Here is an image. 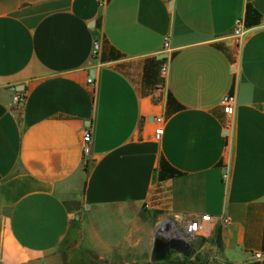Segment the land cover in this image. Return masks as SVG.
I'll use <instances>...</instances> for the list:
<instances>
[{
    "label": "crops",
    "instance_id": "0c3cea01",
    "mask_svg": "<svg viewBox=\"0 0 264 264\" xmlns=\"http://www.w3.org/2000/svg\"><path fill=\"white\" fill-rule=\"evenodd\" d=\"M166 217L264 264V0H0V264H154Z\"/></svg>",
    "mask_w": 264,
    "mask_h": 264
},
{
    "label": "built area",
    "instance_id": "2783aa9c",
    "mask_svg": "<svg viewBox=\"0 0 264 264\" xmlns=\"http://www.w3.org/2000/svg\"><path fill=\"white\" fill-rule=\"evenodd\" d=\"M246 32L247 30L244 29L243 27V20L242 18H237L234 22V28H233V33L231 36V40L234 42V44L236 46H241V44L244 41V38L246 36ZM99 50V42L97 40H94L93 42V46H92V54L95 55L98 53ZM170 48H169V40L166 37L164 39L163 42V49H162V53L163 56H161V65H160V74L163 77L167 76L168 73V68H169V62H170ZM87 83L88 84H94V78L93 77H88L87 78ZM12 101L14 104H20L23 101V97L20 94V92L16 91L14 92L13 96H12ZM220 105L222 106L223 112L227 118V122H228V127L231 126L233 124V116H234V109H235V105H236V96L235 94H226L225 96H223V98L220 101ZM156 122H158L159 124L162 122L163 118L162 117H155ZM162 134V128L159 126L158 128H156L155 130V138H159ZM82 141V154L84 156H87L90 153V144H91V133L89 129H86L82 135L81 138ZM222 177L224 179H226L228 177L227 172H224L222 174ZM173 228L178 231L179 235L180 234H185L186 236H188L190 243H192L196 238L195 233L196 231L202 229L201 227H195L191 224V222H189L188 220L185 221L183 224L185 226V230L184 231H179L178 229H176L172 223V221H170ZM224 223H228L229 219L228 217H224L223 219ZM163 223V220L159 223L158 227L159 228L161 226V224ZM163 235V234H162ZM252 257L257 260V261H262L264 259V253L260 252V251H256L252 254Z\"/></svg>",
    "mask_w": 264,
    "mask_h": 264
},
{
    "label": "rangeland",
    "instance_id": "374dc122",
    "mask_svg": "<svg viewBox=\"0 0 264 264\" xmlns=\"http://www.w3.org/2000/svg\"><path fill=\"white\" fill-rule=\"evenodd\" d=\"M167 218V217H166ZM163 218L162 220H164ZM174 227L178 229L179 231H184L185 226L184 224H179L176 221L171 220ZM159 225V224H158ZM195 240L191 243L193 247V252H195V249H199L197 253L194 254L192 259H185V258H177L174 261V264H189L190 261H195L196 257H198L199 261H197V264H200L204 260L208 259L207 264H220L213 258L212 250L210 248L212 242V238L214 235L208 236L205 229H200L196 231L195 233ZM95 258L94 256L88 252L84 251L82 248H77L75 252H72L70 254H66L64 256L62 264H94Z\"/></svg>",
    "mask_w": 264,
    "mask_h": 264
},
{
    "label": "water",
    "instance_id": "95a60500",
    "mask_svg": "<svg viewBox=\"0 0 264 264\" xmlns=\"http://www.w3.org/2000/svg\"><path fill=\"white\" fill-rule=\"evenodd\" d=\"M163 221H170V218H165ZM192 252V244L187 239L179 235H162L159 228H157L153 238L150 260L154 264L168 261L174 254L188 258L192 255Z\"/></svg>",
    "mask_w": 264,
    "mask_h": 264
},
{
    "label": "trees",
    "instance_id": "16d2710c",
    "mask_svg": "<svg viewBox=\"0 0 264 264\" xmlns=\"http://www.w3.org/2000/svg\"><path fill=\"white\" fill-rule=\"evenodd\" d=\"M212 242L213 244L217 247V248H220L221 247V235H220V230L217 229L214 233V236L212 238ZM187 259V258H185ZM175 261V260H174ZM174 261H167V263H172L174 264ZM197 261H199L198 257H196V260L195 261H190L189 264H197ZM208 262V259L204 260L203 262H201L200 264H207ZM250 264H261L260 262H253V263H250Z\"/></svg>",
    "mask_w": 264,
    "mask_h": 264
},
{
    "label": "bare ground",
    "instance_id": "6f19581e",
    "mask_svg": "<svg viewBox=\"0 0 264 264\" xmlns=\"http://www.w3.org/2000/svg\"><path fill=\"white\" fill-rule=\"evenodd\" d=\"M159 229H160V227H159ZM167 230H169V225L167 224V223H165V225H163V227H162V230L161 231H163L164 233H165V231H167ZM172 234H170V235H168V236H172V235H179V233H178V231H176L174 228H173V226H172ZM168 234V233H167Z\"/></svg>",
    "mask_w": 264,
    "mask_h": 264
},
{
    "label": "flooded vegetation",
    "instance_id": "af4514ba",
    "mask_svg": "<svg viewBox=\"0 0 264 264\" xmlns=\"http://www.w3.org/2000/svg\"><path fill=\"white\" fill-rule=\"evenodd\" d=\"M170 221H171V219H170Z\"/></svg>",
    "mask_w": 264,
    "mask_h": 264
}]
</instances>
